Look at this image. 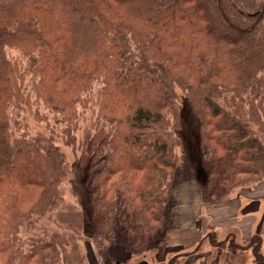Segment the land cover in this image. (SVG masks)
I'll list each match as a JSON object with an SVG mask.
<instances>
[{"label": "trees", "instance_id": "obj_1", "mask_svg": "<svg viewBox=\"0 0 264 264\" xmlns=\"http://www.w3.org/2000/svg\"><path fill=\"white\" fill-rule=\"evenodd\" d=\"M247 8L0 0V264L68 262L47 226L68 175L55 139L80 151L95 246L146 242L183 162L181 96L207 186L264 182V1ZM24 111L53 128L31 134Z\"/></svg>", "mask_w": 264, "mask_h": 264}, {"label": "rangeland", "instance_id": "obj_2", "mask_svg": "<svg viewBox=\"0 0 264 264\" xmlns=\"http://www.w3.org/2000/svg\"><path fill=\"white\" fill-rule=\"evenodd\" d=\"M262 1L241 0L248 7L245 11H253ZM178 107L177 135L183 162L173 175L161 221L149 222L153 230L146 242L124 241L119 234L109 246H95L85 183L87 171L77 160L80 151L55 139L65 155L68 175L60 185L62 203L47 226L64 234L68 240V262L64 264H100L111 258H119L126 264L141 260L148 264H166L177 253L192 252L203 237L205 240L193 254L177 257L173 264H264V221L260 224L262 237L254 232L253 226L251 232L256 235L250 237L249 228L244 225L251 220L244 218V214L239 215L245 211L244 207L247 211L250 206L249 209L254 208L255 204L250 202L253 199L259 200V215L264 218V182L247 181L229 191L207 186L205 170L198 162L197 118L182 96ZM24 118L31 134H47L48 129L53 128L51 122L47 127L45 122L34 120L25 111ZM86 124V121L81 122L83 127ZM80 135L78 132L76 138ZM29 234L22 235L28 237Z\"/></svg>", "mask_w": 264, "mask_h": 264}, {"label": "crops", "instance_id": "obj_3", "mask_svg": "<svg viewBox=\"0 0 264 264\" xmlns=\"http://www.w3.org/2000/svg\"><path fill=\"white\" fill-rule=\"evenodd\" d=\"M259 198H260V196H259ZM259 200H257V202H255V200H251L250 202H253L254 204H255V206H254V208L253 209H249V208H251V206L248 208V211L246 210V207H244V210L245 211H243V212H240V214L239 215H241L242 216V214H244L245 216H243L244 218L245 217H249V220H251L250 221V223H248V224H246L245 223V225L244 226H246L247 228H249L248 229V232H250V237L252 236V235H254L255 233H253V232H251V230H252V226L255 228V231L254 232H257V235L259 236H261V230H263L262 228H261V226H260V224H262L263 223V221H264V218H262V216L261 215H259V202H258ZM249 202V203H250ZM246 206V205H245ZM257 223V225L255 226V224ZM242 227V226H241ZM240 227V228H241ZM252 233V234H251ZM256 235V234H255ZM262 237V236H261Z\"/></svg>", "mask_w": 264, "mask_h": 264}, {"label": "flooded vegetation", "instance_id": "obj_4", "mask_svg": "<svg viewBox=\"0 0 264 264\" xmlns=\"http://www.w3.org/2000/svg\"><path fill=\"white\" fill-rule=\"evenodd\" d=\"M209 238V237H208ZM205 240V238L203 237L202 239H200L199 241ZM206 240H207V236H206ZM201 242V243H202ZM209 242H210V238H209ZM190 253H177L174 256H172L166 264H173V260L177 257L183 258V257H188ZM191 255V254H190ZM100 264H126V262H124V260H121L119 258H111L110 260L106 261V262H102ZM130 264H148L146 261L141 260V261H137L134 263H130Z\"/></svg>", "mask_w": 264, "mask_h": 264}, {"label": "water", "instance_id": "obj_5", "mask_svg": "<svg viewBox=\"0 0 264 264\" xmlns=\"http://www.w3.org/2000/svg\"><path fill=\"white\" fill-rule=\"evenodd\" d=\"M262 12H263V10H262ZM262 12H261V13H262ZM255 14H256V13H254L253 15H255ZM260 15H261V14H260ZM201 242H202V241H199V242H198L197 246L195 247V249H194L192 252H190V254H193V253L198 249V247H199V245L201 244Z\"/></svg>", "mask_w": 264, "mask_h": 264}]
</instances>
